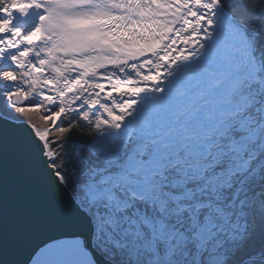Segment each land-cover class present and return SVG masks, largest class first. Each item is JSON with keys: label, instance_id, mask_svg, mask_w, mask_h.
<instances>
[{"label": "snow or ice", "instance_id": "snow-or-ice-1", "mask_svg": "<svg viewBox=\"0 0 264 264\" xmlns=\"http://www.w3.org/2000/svg\"><path fill=\"white\" fill-rule=\"evenodd\" d=\"M0 264H264V0H0Z\"/></svg>", "mask_w": 264, "mask_h": 264}, {"label": "water", "instance_id": "water-1", "mask_svg": "<svg viewBox=\"0 0 264 264\" xmlns=\"http://www.w3.org/2000/svg\"><path fill=\"white\" fill-rule=\"evenodd\" d=\"M45 239V237H38L32 244L31 248L29 249V252L34 250L37 246H39L42 241Z\"/></svg>", "mask_w": 264, "mask_h": 264}]
</instances>
